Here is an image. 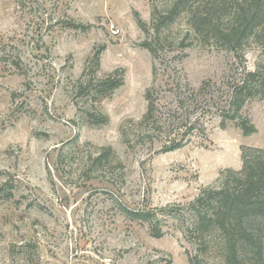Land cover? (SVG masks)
<instances>
[{"label":"rangeland","instance_id":"obj_1","mask_svg":"<svg viewBox=\"0 0 264 264\" xmlns=\"http://www.w3.org/2000/svg\"><path fill=\"white\" fill-rule=\"evenodd\" d=\"M152 11L150 0H0V191L12 187L0 194V264H190L196 246L181 225L166 220L155 238L119 205L189 204L242 170L244 148L264 150V97L241 111L250 135L225 113L244 71L264 76V48L251 44L241 60L201 45L185 15L156 39ZM112 74L123 85L96 94L93 81ZM148 90L162 130L128 142L124 128L144 118ZM199 119L185 147L162 151L170 128ZM69 140L113 149L123 184L113 172L90 182L58 172L54 150Z\"/></svg>","mask_w":264,"mask_h":264},{"label":"trees","instance_id":"obj_2","mask_svg":"<svg viewBox=\"0 0 264 264\" xmlns=\"http://www.w3.org/2000/svg\"><path fill=\"white\" fill-rule=\"evenodd\" d=\"M150 2L156 39L161 37L165 27L185 15L190 34L201 45L233 52L241 60L245 49L251 44L264 48V0ZM164 2L165 8H159V3ZM146 46L155 52L156 48L152 44ZM122 85L123 79L112 74L94 80L91 86L96 94L108 96ZM154 94V90H148L146 94L148 111L144 118L138 124L124 128L123 134L128 142L137 140L142 143L145 138L147 142L152 138L151 131L155 132L153 126L162 130L156 117ZM257 96L264 97V76L259 66L256 70L244 71L232 86L229 109L225 111L230 120H239L245 135L254 133L255 127L242 117L241 111L250 99ZM88 117L100 124L108 120L102 114H88ZM200 120L190 126L183 124L182 128L186 129L182 133H179L181 127L170 128V133L175 132L176 135L163 145L162 151L173 152L185 147L189 142L186 138L193 134ZM54 151L56 169L60 173L68 167L71 175L90 182L113 172L119 176L121 184L124 182L123 165L111 148L96 149L90 144L81 145L78 140H69ZM242 161L241 171L229 170L220 186L203 189L189 204H172L149 210H130L119 205L120 210L133 221L147 223L155 238L163 236L164 221H176L182 226L188 240L196 246L197 254L190 257V264H213L203 259L208 253L214 255L215 264H264V150L244 148ZM8 185L0 194L12 189Z\"/></svg>","mask_w":264,"mask_h":264},{"label":"built area","instance_id":"obj_3","mask_svg":"<svg viewBox=\"0 0 264 264\" xmlns=\"http://www.w3.org/2000/svg\"><path fill=\"white\" fill-rule=\"evenodd\" d=\"M114 34L115 35H119L120 34V31L119 30L118 31H115Z\"/></svg>","mask_w":264,"mask_h":264}]
</instances>
